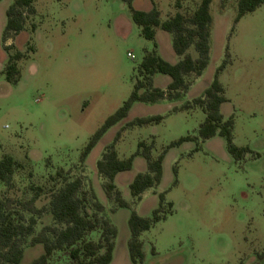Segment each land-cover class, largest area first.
<instances>
[{
	"label": "rangeland",
	"instance_id": "rangeland-1",
	"mask_svg": "<svg viewBox=\"0 0 264 264\" xmlns=\"http://www.w3.org/2000/svg\"><path fill=\"white\" fill-rule=\"evenodd\" d=\"M12 1L2 0L0 7ZM199 1L160 0L156 6L165 19L169 5L174 11L191 12ZM33 8V13H23L22 30L6 40V9L0 8V159L10 155L18 163L11 183L0 182V200H13L6 211L26 225L32 215L17 202L42 188L35 201L42 209L33 215L35 234L53 224L49 191L62 178L80 180L81 212L96 214L98 220L103 216L94 207L96 201L102 205L98 196L104 179L94 171L100 146L87 162H80V154L105 118L130 95L135 68L152 42L140 35L120 0H33ZM211 14L204 73L213 75L227 60L218 81L233 114V142L249 152L235 161L218 135L167 150L158 188L172 211L140 234L141 264H264V4L234 22L236 0H212ZM16 51L22 57L16 61L19 74L13 85L2 71ZM163 115L156 124L125 130L115 145L118 156L132 155L140 140L152 141L156 156L180 137L197 136L204 119L199 109ZM129 201L135 209L137 201ZM104 204L108 218L114 204ZM129 212L118 208L112 218L117 234L111 264H132L126 244ZM101 227L99 221L86 239L97 241ZM29 240L23 243L24 262L43 252L39 245L29 246ZM70 262L69 250L63 249L54 251L47 264Z\"/></svg>",
	"mask_w": 264,
	"mask_h": 264
},
{
	"label": "trees",
	"instance_id": "trees-1",
	"mask_svg": "<svg viewBox=\"0 0 264 264\" xmlns=\"http://www.w3.org/2000/svg\"><path fill=\"white\" fill-rule=\"evenodd\" d=\"M1 1V0H0ZM126 4L132 22L138 27L140 35L152 42V48L145 50L140 63L135 68L132 91L128 98L123 101L112 114L107 116L100 127L91 135L80 154V162H83L92 148L112 126L125 118L131 106L136 102L153 104L161 100H181L188 90L193 79L202 74L209 63V40L212 28L211 3L212 0H200L197 6L191 11H177L165 20H160L157 9L149 11L135 9L131 0H120ZM264 4V0H236V14L234 22H237L243 15L254 11ZM33 13V0H13L5 11L6 23L2 39L6 40L9 34L16 35L23 28V13ZM157 29L172 34V47L174 52L182 56L175 64H171L160 57L157 52L155 32ZM197 53L192 58L187 50L189 47ZM10 47L5 46V50ZM22 57V53L16 51L9 55L7 64L2 74L10 84H16L19 74L16 61ZM227 60H223L216 67L210 84L204 89L200 96L190 101H185L176 110H187L192 107L200 108L204 114V120L199 124L197 136L186 135L178 140L169 143L156 156H152L153 142L146 143L139 141L136 151L127 158L119 159L114 150V143L120 135L121 130L116 133L111 144L106 146L101 157L95 164L96 172L103 176L105 181L102 188L106 199L114 204L110 212L118 208L130 210L127 227L129 238L127 250L132 264H141L143 258L142 241L139 236L148 230L152 224L164 219L167 213H171L172 204L166 202L164 193L158 194V205L152 210L149 216H140L132 210L114 184L116 174L132 169L133 159L140 156L146 162L147 171L137 173L128 185L130 195L134 200H139L141 193L146 189L159 184L162 176V161L165 153L171 147L180 145L185 141H204L215 135L223 138L228 153L235 161L242 159L249 152L247 147H238L233 142V116L226 118L220 112V105L227 101L224 95V88L218 81V74L224 69ZM1 73V72H0ZM156 74L170 77V83L165 90L156 88L152 84V77ZM161 116L139 117L127 123L125 127L141 126L150 123H158ZM123 129V128H122ZM18 163L10 155L0 159V182L8 185L11 183V176ZM176 174V166L173 167ZM57 175L59 172L56 173ZM176 179H174V183ZM80 188V180L62 178L61 184L49 191L48 214L53 222L52 225L44 226L34 233L35 219L33 215H39L41 208L35 206L36 199L43 192L37 187L34 195L27 201H19L18 205L32 216L28 224L15 222L10 209L13 200H0V264H47L48 258L54 251L68 249L71 262L69 264H110L113 256L114 242L117 230L104 216V207L95 202L97 212L102 213L100 220L94 214L92 217L82 211V199L77 196ZM92 195H94L92 193ZM166 206V207H165ZM101 222V233L97 241L88 240L86 236L94 232ZM30 236L29 246L39 245L43 252L32 259L24 262L25 250L23 243L25 238Z\"/></svg>",
	"mask_w": 264,
	"mask_h": 264
},
{
	"label": "crops",
	"instance_id": "crops-1",
	"mask_svg": "<svg viewBox=\"0 0 264 264\" xmlns=\"http://www.w3.org/2000/svg\"><path fill=\"white\" fill-rule=\"evenodd\" d=\"M158 1H160V0H131V4H132V6L135 9L142 10V11H149L152 8L157 9L158 12H159L160 20H165V19H167V17L173 15L175 12L178 11V10L174 11V8H172V5H169V7L171 9L168 12L167 17L165 19H162L160 17V10L156 6L158 4ZM135 3L137 4L138 7L136 5H134ZM8 5L9 4L6 3V5H4V6L0 7V8L3 9V11H4L5 9H7L6 7H8ZM176 9H178L177 6H176ZM212 18H213V16H212ZM5 23H6V19H5ZM211 33H212V31H211ZM155 40H156V43H157V52H158V54L160 55V57L162 59H164L165 61H167V62H169L171 64H175L182 58V56L177 55L174 52V50H173V47H172V34L171 33L163 31V30H160V29H157L156 32H155ZM192 49H193L192 46L189 47L188 50H187V53H189L192 58H196L197 57V53L193 49L194 53H195V54H193L192 51H191ZM0 70H1V68H0ZM213 74H214V72H213ZM219 74H218V76H219ZM212 78H213V75L211 73L209 75H206L204 73V71H203L201 75H199V76H197V77H195L193 79L192 83L190 84V86H189L188 90L186 91V93H184V95H183L181 100L168 101V100L164 99V100L158 101V102L153 103V104H147V103H141V102L134 103L131 106L130 110L128 111L127 116L125 118H123L120 122H118L116 125L110 127L104 133V135L100 138V140L96 143V145L92 148V150L86 156V158L84 159V162H87L90 159L91 154L93 153L95 148L100 146L98 148L99 149V151H98L99 155L94 161V167H95V164H96L97 160L100 159L101 154L103 153L104 149L106 148V146H108L109 144L112 143V141L114 140V137L116 136V133L119 130H121V132H120L119 137L117 138V140L114 143V150H115L116 143H118V141L120 140V138L122 136V133L125 130H128V129L134 127V126H137V125H134V126L125 127L127 123L131 122L132 120H134L136 118L159 115L163 119L164 118L163 114H170V113H176V112H187V113H189V112H192V111H194L196 109L201 110L198 107H192V108L187 109V110H176V111H173V108L174 107L178 108L185 101H190L193 98H195L197 96H200L203 93L204 89L210 84ZM169 83H170V77H168L166 75L156 74V75H154L152 77V84L156 88H160L162 90H165ZM227 105H228V100L220 105V112H221V114L223 115L224 118H226V117H228L230 115L233 116V114H231L229 109L227 108ZM202 113L204 114L203 111H202ZM204 118H205V114H204ZM150 124H156V123H150ZM145 125H148V124H145ZM141 126H143V125H141ZM107 134L110 135V138H111L110 140H105V138L108 136ZM213 137H211V138H213ZM206 140H208V139H206ZM140 141H143V140H140ZM186 142H190V141H185L184 143H186ZM146 143H149V142H146ZM116 154H117V157L119 159H124L125 158V157L120 158L118 156L117 151H116ZM152 156L156 157L157 155L154 156L152 154ZM164 157H165V155H164ZM163 162H164V158H163V161H162V169H163ZM94 171H95L96 175L99 178H103L104 179L103 176L99 175L96 172V168H95ZM146 171H147V167H146L145 160L143 158H141L140 156H136L133 159L132 169L130 171H123V172H120V173L116 174V176L114 178V184H115L116 188L120 191V193L122 195V198L127 203L130 202L129 200L133 199L132 196L130 195V192H129V189H128L129 183L132 181V179L135 176V174L144 173ZM161 180H162V176H161ZM161 180H160L158 185H156L154 187H151V188H148L143 193H141L139 200H137V205H136L135 209H132L138 215H140V216H149L151 214L152 210L157 207V205H158V194L159 193H164V192H162V190L160 188H158V186L161 183ZM104 181H105V179H104ZM98 199L100 200L102 205H105L104 203L108 202V200L106 199V196L104 194L103 189H102V196H101V198H100V196H98ZM117 211H118V209H116L114 212H111V213L108 214V218H109L110 222H112V218L117 213ZM128 216L129 215H127L125 217L126 218V223H127ZM128 238H129V232H128L127 237H126V244H127ZM114 248H115V243H114ZM113 252H114V249H113ZM112 259H113V256H112ZM111 262H112V260H111Z\"/></svg>",
	"mask_w": 264,
	"mask_h": 264
},
{
	"label": "built area",
	"instance_id": "built-area-1",
	"mask_svg": "<svg viewBox=\"0 0 264 264\" xmlns=\"http://www.w3.org/2000/svg\"><path fill=\"white\" fill-rule=\"evenodd\" d=\"M127 56L130 58L132 57L131 53H129V52L127 53Z\"/></svg>",
	"mask_w": 264,
	"mask_h": 264
}]
</instances>
